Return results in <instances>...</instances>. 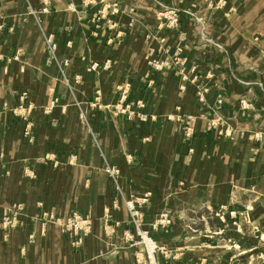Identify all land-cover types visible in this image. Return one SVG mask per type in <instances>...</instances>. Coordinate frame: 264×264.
Here are the masks:
<instances>
[{
	"label": "crops",
	"instance_id": "1",
	"mask_svg": "<svg viewBox=\"0 0 264 264\" xmlns=\"http://www.w3.org/2000/svg\"><path fill=\"white\" fill-rule=\"evenodd\" d=\"M219 1L0 0V264H144L123 202L146 193L158 264H258L264 37Z\"/></svg>",
	"mask_w": 264,
	"mask_h": 264
},
{
	"label": "built area",
	"instance_id": "2",
	"mask_svg": "<svg viewBox=\"0 0 264 264\" xmlns=\"http://www.w3.org/2000/svg\"><path fill=\"white\" fill-rule=\"evenodd\" d=\"M90 1V0H89ZM83 2L87 3L88 0H83ZM169 13L168 16H165V23L164 25L167 27H177L179 24V16L177 15L176 11H167ZM94 67V66H93ZM25 93L20 96V103L16 106H10L5 103V110H11L13 114L20 115L26 122L25 124V134L27 135L31 129V111L32 106L30 104H24ZM126 100V90H124L120 97V103H124ZM47 110V108H46ZM132 156L128 155L126 161L131 164L132 163ZM107 173L109 178L112 182L114 189H119V168L116 166H108ZM31 177H34V174H31ZM149 193H146L143 196L137 198H128L124 200V206L128 211L130 217V223L134 229V245L140 247V253L142 254L145 263L144 264H158L156 259V254L158 252V245L155 240L145 231L142 229V216H141V209L140 206L145 204L148 201ZM223 210V209H222ZM225 210V209H224ZM220 218H222V213L218 212ZM230 214L234 215V211H230ZM107 219L110 217V213L106 216ZM61 221V228L63 233L66 235L70 245L78 249L82 243L84 238L89 234L91 230V222L87 219H84L77 213H72L68 217L60 220ZM171 220L167 214H163L158 220L157 224L161 227H167L170 224ZM15 226V217L12 216H5L2 220V227L3 229L8 232ZM126 238L132 239V235L130 233L125 234Z\"/></svg>",
	"mask_w": 264,
	"mask_h": 264
},
{
	"label": "rangeland",
	"instance_id": "3",
	"mask_svg": "<svg viewBox=\"0 0 264 264\" xmlns=\"http://www.w3.org/2000/svg\"><path fill=\"white\" fill-rule=\"evenodd\" d=\"M227 1L230 3V6H253L249 10L243 8V10L238 12L240 14L239 16L247 17L249 15L248 20L251 24L250 30L264 37V0H240L239 2L233 1V4L231 0H220L219 2L226 3ZM261 243L264 244V238ZM262 247H264V245ZM255 257L258 260V264H264V251L259 250Z\"/></svg>",
	"mask_w": 264,
	"mask_h": 264
}]
</instances>
